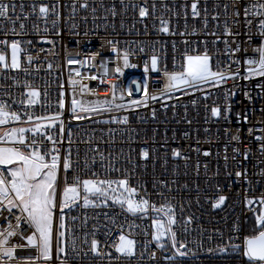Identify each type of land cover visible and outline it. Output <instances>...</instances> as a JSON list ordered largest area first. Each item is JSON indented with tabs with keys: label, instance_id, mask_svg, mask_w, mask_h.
I'll list each match as a JSON object with an SVG mask.
<instances>
[{
	"label": "built area",
	"instance_id": "2783aa9c",
	"mask_svg": "<svg viewBox=\"0 0 264 264\" xmlns=\"http://www.w3.org/2000/svg\"><path fill=\"white\" fill-rule=\"evenodd\" d=\"M2 2L15 3L19 11L21 0ZM23 2L24 11H29L32 0ZM41 2L51 6L57 0H36L37 4ZM81 2L82 0H76V12L73 14V0H59L61 17L56 25L51 23L55 19L51 15L47 21L36 15L30 16L23 34L19 32V24L16 25L15 34L9 30L12 25H5V29L0 31V54L10 63V43L13 39L20 41L18 58L21 68H0V99L7 102L8 110L21 115L22 119L16 125L27 127L26 112L39 117L60 111L56 101L59 98L58 85L62 79L66 94L63 120L65 129L70 128L73 133L72 159L77 162L74 163L73 171L68 173L69 179L74 173H79L81 179L127 178L129 186L139 190L135 199L143 197L157 207L170 202L174 206L176 217V247L179 248L180 243L186 244V247L180 249L185 255H179L167 236L161 238L164 247L157 246V241L152 237V221H166L167 216L163 211L156 213L149 207L147 215L132 214L111 202H108V206L85 208L80 201L75 209L65 210V222L72 226L74 234H78L80 251V256L72 259L70 264H250L242 255V248L239 252L231 247L226 252L219 251V246L242 244L243 237L252 234L248 221L258 213L260 206L257 203L249 205L246 199L264 195V152L260 151L261 141L257 139L264 135L261 131L264 129V77L244 78L248 67L245 59L258 56L253 49L261 38L256 35L254 27H245L243 8L238 18L240 22L234 24L231 17L232 0H197L199 16L195 17L192 15V0H88L87 8H81ZM237 3L264 5V0H237ZM133 4L137 7L133 8ZM153 4L156 6L154 13ZM225 4L229 5L227 16L224 13ZM113 5L116 9L115 16L111 14ZM139 5L148 9L146 17L139 16ZM205 8L207 25L204 23ZM255 10L252 9L253 12ZM214 12L219 13L218 20L212 19ZM162 20L168 22V32L162 30ZM256 22L254 20V24ZM73 23L75 28L72 27ZM225 23L234 35L225 34ZM33 24L39 27V33L32 28ZM249 31L253 34L250 43L246 34ZM41 36L47 39L42 40ZM5 40L8 41L7 44L2 43ZM108 40L132 53L129 66L125 67L121 60L122 73L115 72L116 53L112 51L111 44L105 43ZM225 40L231 47L240 43V51L234 54L235 59L240 61L238 64L231 62ZM141 48L144 49L143 52L140 51ZM205 48L212 56L214 71L223 69L225 73L236 72L237 75L226 76L222 83L214 87L200 85L195 92L185 88L182 90L183 94L177 89L166 92L163 96L159 95L165 83L163 71H180L185 53L199 55ZM95 51L100 52L96 58V68L67 63L69 58L82 59ZM153 54L158 56V70L151 68L150 57ZM29 55L33 57L32 61L27 59ZM106 58L110 61L107 64V75H102L104 69L100 65ZM49 63L53 65L51 70L47 68ZM146 63L149 66L147 77L144 69ZM72 68H81V82L95 89L101 97L109 91L111 85L88 78L92 73H97L104 81L116 80L118 90L125 93V100L143 96L144 80L148 78L149 89L156 94V98L150 99L147 105L119 112L85 114L84 120L71 119L69 109L72 93L67 80ZM132 81L138 82L140 89L139 92L133 91L129 97L128 89L136 88ZM26 83L36 87L40 93L36 103L31 106L21 102L28 99ZM84 98L96 99L91 94ZM193 100L196 101L195 104L192 103ZM214 106L221 109L218 117L212 115L211 109ZM109 115L127 116L128 122H109ZM40 123L44 124L43 121ZM11 126L12 124L6 130ZM109 129L115 131L110 133ZM249 129L254 131L250 133ZM55 131L59 132L58 124ZM26 135L32 137L34 134L29 132ZM233 136H238V139L233 140ZM89 140L91 143L87 142ZM46 143L51 147L49 142ZM94 146L99 147L104 158L101 160L96 156L95 163L92 164ZM58 147L61 152L68 149L67 131ZM141 148L149 150L147 158L139 155ZM233 148H239L240 152L234 153ZM173 149L179 150L181 155L173 157ZM245 149L249 150L247 158L243 155ZM205 152L209 154L205 155ZM86 162L88 167H85ZM245 170L247 179L244 175H235L237 171L244 173ZM162 180L168 186L162 185ZM63 181L64 172L61 170V188ZM221 195L226 200L213 208L212 204ZM17 212L18 210H14L11 215L4 212L0 216V228L5 225L4 217L14 223ZM104 213H107L108 219H105ZM59 214L57 205L54 225H59ZM85 214L88 217L86 226L82 223ZM73 216L77 217L74 222L71 220ZM188 216L192 220L185 225V218ZM234 224L238 227L236 232L233 231ZM93 225H100L95 238L103 251L111 255L101 257L91 253ZM130 225L134 227H129ZM185 227L188 228L187 231L184 230ZM22 230L25 234L30 231L27 225ZM121 230L136 242L135 254L132 256L117 253L112 246L113 242H119ZM84 232L89 233L88 244L83 243ZM106 232L111 234L106 235ZM13 241L26 243L19 237L13 238ZM55 248L54 230L53 258L50 264H58ZM85 250H88L86 254ZM16 251L18 256L35 254V249L30 248ZM153 252L156 253L154 257ZM167 257L171 259H166Z\"/></svg>",
	"mask_w": 264,
	"mask_h": 264
},
{
	"label": "snow or ice",
	"instance_id": "6c2138e0",
	"mask_svg": "<svg viewBox=\"0 0 264 264\" xmlns=\"http://www.w3.org/2000/svg\"><path fill=\"white\" fill-rule=\"evenodd\" d=\"M59 0L56 4L49 5L48 3H36V0H32L29 5L30 10L24 11L25 4L21 0L19 5V11L15 3H4L0 0V31L5 29L6 24L12 25L9 29L12 33H16V25L19 24L20 34L24 33L26 27V21L32 15H36L38 18L48 20L49 16H54L55 19L51 21L53 25H56L61 17V13L58 10ZM76 0H73L72 13L76 12ZM81 8L88 7V0H82L80 3ZM133 8L137 7L136 4L132 5ZM155 4H153V13L155 12ZM167 8V5H164ZM192 15L199 16L197 0H192ZM127 8V5H124ZM241 8H243L244 25L246 28L256 29V35L260 36V43L254 46V52L258 53L256 57H247L245 63L247 67V75L244 77L248 79L252 76L264 77V5H252V4H240L237 0H232L231 4V17L234 24H238L239 17L241 15ZM256 10L253 12L252 9ZM11 9V12L9 11ZM93 12L95 9L92 10ZM224 13L227 16L229 13V5H224ZM111 14L116 15L115 6L111 8ZM148 15V9L144 5H139V16L146 17ZM213 20L219 19V13L214 12L212 15ZM254 20L257 21L254 24ZM164 32H168L170 29L167 26L168 22L161 21ZM205 25H207V8H205ZM76 27L75 23L72 25ZM32 28L39 33L40 29L36 24L32 25ZM47 31V28L44 29ZM225 34L234 35L232 29L225 23ZM59 34V29H57ZM183 34V33H182ZM247 34V40L250 43L253 39V34L249 31ZM42 40L47 39L45 36L40 37ZM219 40V37H217ZM235 42V41H234ZM2 43L7 44L8 41ZM28 43H31L29 41ZM107 44L112 45V51L116 53V73H122L123 69L120 67L121 60L125 67L129 66V57L132 53L126 48H120L118 44L113 43L111 40L105 41ZM139 43V42H137ZM206 43V42H205ZM215 43V41H213ZM226 51L230 55L232 63H239L236 60L234 54L240 51V43H236V47H231L229 42L225 40ZM11 47V63L6 62L5 56L0 54V68L3 69H15L21 68V64L17 53L21 51L20 41L13 39L10 43ZM103 48V45H101ZM42 51V50H41ZM144 51L143 48L140 49ZM246 52L247 49H244ZM100 55L99 51L91 52L89 55L82 59L69 58L67 63L72 65H80L81 67L87 66L88 68H96V58ZM29 61H32L33 57L29 55L27 57ZM211 54L205 48V51L199 55H189L185 53L183 57V64L180 66V71H171L167 69L163 71L165 83L163 89L160 90L159 95L163 96L166 92L175 91L185 88L191 89V91H197L200 85H206L208 87H214L223 82L226 76H235L236 72L225 73L223 69L213 70L211 65ZM152 70H158V56L153 54L150 57ZM110 61L106 58L101 62V67L104 71L102 75H107V64ZM175 66V60L173 61ZM53 65L49 63L47 68L51 70ZM145 74L149 71V66L146 63L144 65ZM26 71V70H25ZM70 74L67 80V85L72 93L70 112L72 113L71 119L84 120L85 114L91 115L92 113H112L119 112L122 109H131L139 107L141 105H147L148 101L155 100L156 94L152 93L149 89V79L144 80V95L138 99L125 100V93L123 90H118L117 81L109 80L104 81L97 73H92L90 79H97L100 83H107L111 85L109 91L103 96H99L95 89L89 88L87 84L81 82L80 72L81 68H72L69 70ZM73 73L75 75H73ZM136 84L135 90L129 88L128 96L131 97L133 91L139 92L140 85L136 81H132ZM260 87V85H257ZM25 88L28 94V99L21 101L29 106L36 103L40 93L36 87H32L29 83L25 84ZM59 98L56 104L60 111H54L48 113L46 116H35L31 112H26L27 115V127L17 126L11 127L10 130H4L0 133V216H3L4 212L9 215L14 210H18L14 216V223L4 217L5 225L0 228V264H50L53 258V233L55 230L56 239V260L58 264H70L72 259L80 256L79 245L77 244V235L73 233L71 225L66 224L65 210H71L78 207V202L82 201V205L87 208L88 206L101 207L108 206L109 200L113 204H118L121 209L126 210L132 214H148V208L159 213L161 211L167 216V220L153 219L152 226L154 231L152 237L157 241L158 247H164L161 243L162 237H170L173 248H176L179 255H185L180 251L186 247V244L180 243L177 248L176 232L174 225L176 224V217L174 214V206L170 202L157 207L155 204H150L148 199L141 197L139 200L135 199V195L138 193V188L130 187L128 179H99V178H83L79 173H74L69 179L68 173L73 171L74 162L72 159V136L71 129H65L63 120V111L66 109V94L64 89V81L61 79L58 85ZM88 94L96 97V99H85ZM183 94V91H182ZM207 95V94H205ZM247 95V93H245ZM47 97V91H45ZM79 97V98H78ZM120 101L119 103L117 101ZM196 103L195 100L192 101ZM9 105L3 99H0V124H5L8 121H20L21 115L16 111H9ZM228 109H225L227 111ZM212 115L218 117L221 115V109L219 106H214L211 109ZM155 116V111L152 113ZM239 115V114H237ZM247 117H245V120ZM43 121L44 124H41ZM109 122H122L127 123V116L109 115ZM58 124L59 132L55 131V126ZM65 131H67V138L69 147L64 152H61V148L58 145L64 139ZM115 129H109V132H114ZM253 129H249L251 133ZM264 132V129H261ZM33 133L32 137H28L26 133ZM155 133V129L153 130ZM37 137H40L39 139ZM134 139V137H133ZM233 140H237L238 136H233ZM260 143V151L264 152V135L257 137ZM49 142L51 147H48ZM91 143V141H87ZM155 151V149H153ZM234 153L240 152L239 148H233ZM205 152V155H208ZM249 150L245 149L243 155L248 157ZM139 155L142 158L149 156V150L147 148H141ZM181 153L177 149L172 150V156L178 157ZM96 156H99L102 160L103 153L100 152L98 146H94V154L91 158V163H95ZM227 159V157H225ZM88 162L85 163V167H88ZM64 172L63 187H60V173ZM237 177L244 175L247 179L246 170L244 173L237 171L235 173ZM95 177V173H93ZM162 185L168 186L165 181H160ZM226 197L221 195L212 204L213 208L223 203ZM246 203L252 205L253 203L259 204L258 213L255 215L256 231L254 234L245 235L243 237L242 244L232 243L229 246H219L220 252H226L228 247L240 251L242 248V255L246 257L250 264H264V195L259 198L246 199ZM57 205L60 209L59 225H54L55 211ZM105 219H108L107 213H104ZM77 217H71L74 222ZM88 217L85 214L83 224L87 225ZM192 220L191 216L185 218V225L190 224ZM114 223V219L112 220ZM24 225H27L30 231L25 234L22 230ZM100 225H93L92 239L90 241L91 253L104 256L105 253L100 246V242L95 238L96 230ZM107 228V225H104ZM129 227H134L130 225ZM122 229V226H121ZM188 230L187 227L184 228ZM233 231H238V227L234 224ZM106 235H110V232H106ZM84 244H88V232H84ZM19 237L26 243H17L13 241V238ZM231 240L232 237H229ZM135 240L129 238L123 230L119 235V242H113V247L117 253L132 256L135 254ZM35 249V254H29L26 256H18L17 249ZM88 250H85V254ZM212 251V249H209ZM155 252L152 253L154 257ZM166 259H171L167 257Z\"/></svg>",
	"mask_w": 264,
	"mask_h": 264
},
{
	"label": "rangeland",
	"instance_id": "374dc122",
	"mask_svg": "<svg viewBox=\"0 0 264 264\" xmlns=\"http://www.w3.org/2000/svg\"><path fill=\"white\" fill-rule=\"evenodd\" d=\"M17 55H19V52L17 53ZM9 59H10V63H11V47H10V50H9ZM16 123H17V121H8L5 124H0V133H2L4 130H6L10 126V124H12L11 127H17ZM254 221H255V216H254Z\"/></svg>",
	"mask_w": 264,
	"mask_h": 264
},
{
	"label": "trees",
	"instance_id": "16d2710c",
	"mask_svg": "<svg viewBox=\"0 0 264 264\" xmlns=\"http://www.w3.org/2000/svg\"><path fill=\"white\" fill-rule=\"evenodd\" d=\"M248 228L251 230V233L254 234V232L257 230L255 228V221H254V217H252L249 221H248Z\"/></svg>",
	"mask_w": 264,
	"mask_h": 264
},
{
	"label": "water",
	"instance_id": "95a60500",
	"mask_svg": "<svg viewBox=\"0 0 264 264\" xmlns=\"http://www.w3.org/2000/svg\"><path fill=\"white\" fill-rule=\"evenodd\" d=\"M109 202H111V200H109ZM112 203V202H111Z\"/></svg>",
	"mask_w": 264,
	"mask_h": 264
}]
</instances>
